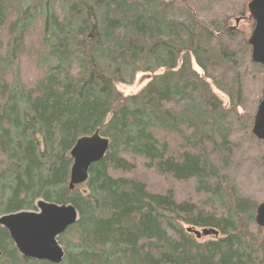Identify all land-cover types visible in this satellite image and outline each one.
I'll return each instance as SVG.
<instances>
[{
  "label": "trees",
  "instance_id": "16d2710c",
  "mask_svg": "<svg viewBox=\"0 0 264 264\" xmlns=\"http://www.w3.org/2000/svg\"><path fill=\"white\" fill-rule=\"evenodd\" d=\"M249 1L0 0V216L73 205L59 264H264V65L235 24L252 30ZM96 131L108 149L69 189L70 150ZM38 263L0 226V264Z\"/></svg>",
  "mask_w": 264,
  "mask_h": 264
},
{
  "label": "water",
  "instance_id": "95a60500",
  "mask_svg": "<svg viewBox=\"0 0 264 264\" xmlns=\"http://www.w3.org/2000/svg\"><path fill=\"white\" fill-rule=\"evenodd\" d=\"M254 21L248 43L251 46V59L264 65V0H250L247 5ZM238 22V20H236ZM252 134L264 141V87L262 99L258 104ZM109 141L96 131L91 135L78 138L70 150L72 165L69 174V189L84 183L89 167L101 160L107 151ZM36 211H20L0 216V226L9 234L18 253L27 259L47 261L59 264L64 257V250L57 238L78 219L76 208L68 203L56 204L39 200ZM257 226L264 229V200L255 211ZM192 231L197 238L202 235L216 234L213 229Z\"/></svg>",
  "mask_w": 264,
  "mask_h": 264
},
{
  "label": "rangeland",
  "instance_id": "374dc122",
  "mask_svg": "<svg viewBox=\"0 0 264 264\" xmlns=\"http://www.w3.org/2000/svg\"><path fill=\"white\" fill-rule=\"evenodd\" d=\"M239 27L245 31L248 32V34L251 32L250 30L248 31V23L246 22H242L238 24ZM249 28H250V24H249ZM249 36V35H248ZM151 78V74L148 72H139L136 73L135 76L133 77L132 81L130 83L127 84H121L118 86L119 91L126 96H130L133 94L138 93L145 85L146 83L150 80ZM214 92L217 96V98L221 101V103L226 106L228 104V97L220 91H217L216 89H214ZM261 99H262V91H261ZM261 101V100H260ZM258 107V106H257ZM255 117V116H254ZM254 122V121H253ZM252 133V131H251ZM253 135V134H252ZM254 136V135H253ZM255 137V136H254ZM256 138V137H255ZM258 139V138H257ZM260 140V139H259ZM263 141V140H262ZM141 167V166H140ZM139 167V168H140ZM139 170V169H138ZM136 171V172H140V171ZM138 175V174H137ZM131 176H136L135 173H131ZM148 187L151 190H154L156 192H162L165 190H169V189H174V186L172 184V181L168 180L167 178H161L157 175H152L151 173L149 174L148 180ZM259 188V187H258ZM254 189V188H253ZM264 190V189H263ZM254 192V190H253ZM255 217V216H254ZM263 229V228H261ZM196 230L201 231V228H198ZM264 230V229H263ZM210 236V235H209ZM212 236V235H211ZM210 236V237H211ZM215 236V235H214ZM207 236H201L200 239H207L210 238Z\"/></svg>",
  "mask_w": 264,
  "mask_h": 264
},
{
  "label": "flooded vegetation",
  "instance_id": "af4514ba",
  "mask_svg": "<svg viewBox=\"0 0 264 264\" xmlns=\"http://www.w3.org/2000/svg\"><path fill=\"white\" fill-rule=\"evenodd\" d=\"M235 24H236V25H238V24H239V19H238V22H236Z\"/></svg>",
  "mask_w": 264,
  "mask_h": 264
},
{
  "label": "bare ground",
  "instance_id": "6f19581e",
  "mask_svg": "<svg viewBox=\"0 0 264 264\" xmlns=\"http://www.w3.org/2000/svg\"><path fill=\"white\" fill-rule=\"evenodd\" d=\"M71 158V157H70ZM39 264V263H38ZM53 264V263H52Z\"/></svg>",
  "mask_w": 264,
  "mask_h": 264
}]
</instances>
